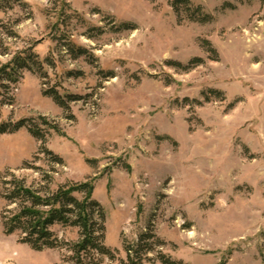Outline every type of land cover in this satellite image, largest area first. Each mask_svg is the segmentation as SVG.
I'll return each mask as SVG.
<instances>
[{
	"label": "rangeland",
	"instance_id": "1",
	"mask_svg": "<svg viewBox=\"0 0 264 264\" xmlns=\"http://www.w3.org/2000/svg\"><path fill=\"white\" fill-rule=\"evenodd\" d=\"M9 1L0 25L16 37L0 26V61L30 47L45 77L21 72L0 122L31 119L44 140L26 127L0 135V264H70L65 247L34 251L4 233L12 177L51 191L90 182L115 251L99 264H119L148 228L162 245L142 264H264V0H189L211 15L202 24L172 0ZM50 88L80 100L65 110ZM50 230L78 240L76 227Z\"/></svg>",
	"mask_w": 264,
	"mask_h": 264
},
{
	"label": "trees",
	"instance_id": "2",
	"mask_svg": "<svg viewBox=\"0 0 264 264\" xmlns=\"http://www.w3.org/2000/svg\"><path fill=\"white\" fill-rule=\"evenodd\" d=\"M174 12L179 15L183 13L192 22L208 23L212 20L211 15L204 12L200 6L194 7L189 0H172L170 3ZM11 8L9 0H0V10ZM6 29L7 37H16L11 27L0 25ZM126 25L121 24L124 28ZM1 41V40H0ZM71 54L74 56L85 53L81 48L66 43ZM0 43V47H1ZM211 52L215 53L213 49ZM0 55H8V48L2 46ZM46 62H50L45 59ZM202 60L195 58L188 65H181L173 62L176 68L196 67ZM24 70L38 73L40 77H45L42 68V61L34 54L30 47L23 51H16L10 59L1 63L0 61V110L3 105L12 102L8 97L11 86L18 83ZM106 77L111 73L107 72ZM44 96L52 98L53 102L59 107L67 110L68 102H76L80 97L73 95H60L55 88L43 91ZM39 120L51 127L44 117ZM26 127L30 135L39 141L44 140V134L38 125L31 119H22L15 123L0 122V135L14 133L20 128ZM55 130V129H54ZM58 132V130L56 129ZM44 154L50 156L55 164H62V160L44 149ZM47 182L50 179H44ZM92 185L90 182L63 184L51 191L45 185L39 189H33L25 185L23 179H3L1 197L7 202V206L14 205L13 209H6L2 215L4 233L11 235L15 232L19 234L18 242L26 244L34 251L43 249H55L65 247L69 251L66 262L70 264H99L101 257L106 256L110 260L114 259L115 251H111L104 245V212L98 202L92 199ZM80 194L77 198L75 194ZM54 225L62 227H76L78 229V240L74 243L62 242L50 230ZM162 242L155 236L150 228L142 232L135 242H123L125 258L120 259L119 264H142L146 254ZM162 258V257H161ZM163 264H180L170 259H162Z\"/></svg>",
	"mask_w": 264,
	"mask_h": 264
}]
</instances>
